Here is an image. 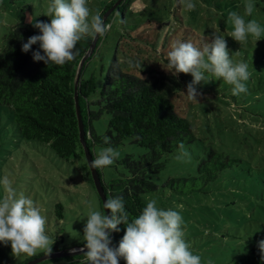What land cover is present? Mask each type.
Here are the masks:
<instances>
[{
  "label": "rangeland",
  "instance_id": "1",
  "mask_svg": "<svg viewBox=\"0 0 264 264\" xmlns=\"http://www.w3.org/2000/svg\"><path fill=\"white\" fill-rule=\"evenodd\" d=\"M50 2L0 0V51L7 45V35L12 27L33 25L35 21L50 23L51 18L44 15ZM193 2L195 9L185 11L178 0H145L146 9L143 11L139 6L142 11L135 18L131 19L129 14L127 22L123 23L121 14L117 16L112 28L104 36H98L93 56L82 68L83 78L92 75L97 78L98 89L88 97V110L99 111L100 90L115 58L125 69L130 57L161 72L167 67L163 59H167L174 40L179 37L181 42H193L192 35L187 36L177 19L184 20L185 27L194 28L202 37H209L204 39V44L212 42L214 32L224 35V27L218 23L224 18L217 9L201 1ZM88 7L91 14H96V2L92 5L88 2ZM169 20L178 25L175 34L171 32ZM92 39L84 38L87 43ZM142 42L156 44L158 51ZM194 45L203 47L201 43ZM205 76L206 82L197 85L200 95L196 100L186 96L187 85L194 79L191 74H187L182 89L172 95L178 112L192 121L198 140L184 146L187 156L183 159L176 158L180 154L178 150L166 156L165 166L159 173L148 174L159 190L145 193L144 198L146 201L155 199L158 208L181 214L184 238L193 254L201 257V264H209V261L211 264H231L250 253L253 242L264 235V109H258L264 108V100L246 101L242 94L234 96L232 85L223 79L217 80L210 73ZM246 86L245 97L251 94L250 82L246 81ZM110 119L111 114L103 111L91 123L97 135H105L109 140ZM89 140L93 143L95 157L106 147L119 153L112 165L100 169L107 183L131 175L125 163L128 155L137 159L149 151L132 137L117 146L97 142L92 137ZM210 145L227 155L226 160L230 157L236 161L208 180L209 172L200 171L199 166L207 157L205 150ZM90 175L86 151L81 149L78 157L67 161L41 142L26 141L18 136L6 106L0 105V180L7 177L17 196L23 193L41 208L47 219L50 247L57 244L68 249L85 245L83 228L87 214L90 210L103 213L100 195ZM173 177L191 178L170 184ZM4 195V186L0 184V198ZM59 213H63V218ZM11 252L10 244L0 242V264H18L46 254L39 250L33 256L14 257ZM66 261L68 257L48 258L38 264H69Z\"/></svg>",
  "mask_w": 264,
  "mask_h": 264
},
{
  "label": "trees",
  "instance_id": "2",
  "mask_svg": "<svg viewBox=\"0 0 264 264\" xmlns=\"http://www.w3.org/2000/svg\"><path fill=\"white\" fill-rule=\"evenodd\" d=\"M196 1L204 2L217 9V12L224 18L222 20L219 17L221 18L218 22L219 26L224 27L225 31L224 35L222 33L219 35L223 37L226 35L224 37L226 42H231V44H227L230 58L234 63L236 60L248 64L250 80L247 82L251 84V94L245 97V93H243L244 100L252 102L264 100V35L259 41H256L257 43H254L255 40L249 36L243 46L229 36V33L233 31V26L227 23L228 13L236 11L243 15L244 4L247 0ZM88 2L90 5L96 2L97 8L94 12H98L102 20L105 14L113 9L107 19V25H111L110 29L118 15L121 14L124 23L128 20L127 15L130 14L132 19L142 11L139 6L143 8V11L146 9L145 0H88ZM252 3L255 5L252 15L244 18L246 21L255 19L261 27H264V0H252ZM177 22L183 24L181 28L185 29L184 32L187 36L192 35L193 44L204 45V39L209 38L202 37L192 27H185L184 20L177 19ZM159 23L161 24V22ZM168 24H170L171 32L175 34L178 25L172 24L171 20ZM150 26L151 24L148 25V27ZM40 34H42L40 30L33 25L14 26L10 29L7 35L8 43L0 51V105L6 106L18 136L26 141L41 142L60 158L70 161L79 156L81 149L85 151L80 139L75 82L80 61L88 51L93 39L87 43L83 38L77 43L75 51L78 52V55L72 61L63 66L47 65L44 61L34 59V53L37 51L44 55L39 43L33 45L28 52L22 51V45L30 37ZM147 35L150 37L149 33ZM140 36L145 38L143 35ZM185 37L183 35V38ZM178 41H180L179 37ZM142 43L151 45L158 51L156 44ZM237 51H239L238 55ZM163 60L168 63V59ZM126 62L127 69L117 58L114 59L111 70L105 77V82L100 90L99 111H90L86 107L88 97L98 89L95 75L85 79L82 77L81 71L79 98L92 160L95 159V156L89 135L95 141L104 143L105 135H97L92 129L91 123L103 111L111 114L108 131L111 139L107 143L108 145L117 146L122 144L125 139L132 137L135 142L149 149L146 154L137 159L131 155L125 158L126 166L131 173L126 178L111 180L107 183L104 181L100 169H97L108 198H121L129 221H131L146 206L147 201L144 194L159 190L158 184L148 177V174L159 173L165 166L166 156L178 151L181 143L185 146L198 140V137L192 121L188 116L178 112L172 98L173 94L182 89L183 84L187 81V74L180 73L178 76H173L166 69L157 72L153 68L147 67L145 63H140L138 59L130 57ZM258 109L263 110L264 108L258 107ZM205 153L207 157L200 163L199 170L209 172L208 180L215 178L221 170L231 167L232 162L236 161L230 157L226 160L227 155L217 150L213 145H210ZM190 178L173 177L169 182L170 184L185 182ZM90 180L95 185L92 175H90ZM57 206L63 208L61 204ZM103 213L105 214L104 208ZM59 216L63 218V213H59ZM118 228L119 231H112L109 235L110 247H118L125 234L126 226L124 224L119 225ZM261 240H264V235L258 241L253 242L250 253L231 264H264L258 249V242ZM63 249L67 248L57 244L52 246V251ZM40 256L42 255L32 259ZM32 259L21 261L18 264L27 263ZM66 262L89 264L84 254L68 256ZM120 264H125L123 259L120 260Z\"/></svg>",
  "mask_w": 264,
  "mask_h": 264
},
{
  "label": "clouds",
  "instance_id": "3",
  "mask_svg": "<svg viewBox=\"0 0 264 264\" xmlns=\"http://www.w3.org/2000/svg\"><path fill=\"white\" fill-rule=\"evenodd\" d=\"M178 3L185 11H192L196 7L193 0H178ZM254 7L252 0H247L243 15L236 11L228 13L227 23L233 26L229 36L241 46L249 36L259 41L264 35V27L257 20L246 21L244 18L252 15ZM44 15L51 18L50 23L32 22L42 34L30 37L22 45V51L28 52L39 43L44 55L37 51L34 59L44 61L47 65L63 66L72 61L78 55L75 49L79 41L85 37H102L111 27L104 23L98 12L91 14L88 0H51ZM167 59V67L164 68L173 76L180 73L193 76L194 79L187 85L186 96L189 100H196L200 95L197 85L201 81L206 82L205 73L232 85L234 96L248 91L245 83L250 78L248 64L234 63L225 38L216 32L212 34V42L205 43L202 48L196 47L191 41L174 40ZM104 141L109 143L107 137H104ZM183 149L181 143L177 159L187 156ZM118 156L119 153L112 147H106L96 155L91 166L95 169L106 168ZM0 184L6 193L0 198V242L11 245L14 257L33 256L39 250L50 254L52 247L46 232L47 219L41 208L23 193L17 196L7 177L0 180ZM103 207L110 210V215L90 210L83 228L85 245L80 251L89 264H120L121 259L125 264H201V257L193 254L190 244L184 238L183 218L178 211L158 208L157 201L151 199L146 202L141 213L129 221L121 198L110 197ZM121 224L126 226L125 234L118 247H110L107 230L119 231L118 226ZM258 249L264 261V240L258 242Z\"/></svg>",
  "mask_w": 264,
  "mask_h": 264
},
{
  "label": "water",
  "instance_id": "4",
  "mask_svg": "<svg viewBox=\"0 0 264 264\" xmlns=\"http://www.w3.org/2000/svg\"><path fill=\"white\" fill-rule=\"evenodd\" d=\"M112 10L113 9L109 10L105 14L104 19H103L104 23H105L107 16L111 13ZM97 40H98V36L93 39L88 51L85 53V55L83 56V58L80 61V64H79V67L77 70V78H76V82H75V98H76V107H77V113H78L79 125H80V139H81V142L85 148V151H86L88 159H89V164L91 167L92 176L94 179L95 186H96L98 193L102 199V204L104 205V202L108 199V196H107V193L105 191L103 181H102L97 169H95L91 166V163L93 160H92V156H91L90 151H89V146L87 144L85 123L83 120V114H82V109H81V105H80V98H79L80 73L82 71V68H83L85 62L94 52L96 44H97ZM104 211H105L106 215H110V210H107L104 208ZM107 231H108V234L111 235L112 230L109 229ZM82 248H84V245L76 246L74 248L70 247L68 249H63V250H59V251H52L50 254L46 253V254H44L40 257H37L35 259H32V260H30L24 264H37V263H40V262H42L48 258L68 257V256L83 254V252L80 251V249H82ZM85 251H86V249H85Z\"/></svg>",
  "mask_w": 264,
  "mask_h": 264
}]
</instances>
